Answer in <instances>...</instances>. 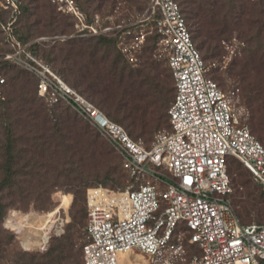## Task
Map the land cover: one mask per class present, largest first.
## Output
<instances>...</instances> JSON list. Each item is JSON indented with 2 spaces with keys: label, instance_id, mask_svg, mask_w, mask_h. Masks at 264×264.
<instances>
[{
  "label": "built area",
  "instance_id": "2783aa9c",
  "mask_svg": "<svg viewBox=\"0 0 264 264\" xmlns=\"http://www.w3.org/2000/svg\"><path fill=\"white\" fill-rule=\"evenodd\" d=\"M48 1L74 20L79 36L124 39L123 25L99 15L89 21L77 0ZM147 3L132 26L144 24L150 30L136 37L135 46L153 33L160 38L175 87L168 111L171 131L149 149L70 87L29 50L31 44L21 46L14 35L21 0H0V9L10 14L2 29L14 48L4 60L37 77L41 98L66 102L100 131L121 155L130 179L125 189L86 191L83 263L126 264L121 255L140 254L147 264H264V224H241L228 172L230 160H236L264 194V146L245 122L246 111L209 77L178 1ZM5 84L0 73V101L5 100ZM57 215L44 222L38 251L65 233L69 219ZM31 244V239L22 243L26 251Z\"/></svg>",
  "mask_w": 264,
  "mask_h": 264
},
{
  "label": "rangeland",
  "instance_id": "374dc122",
  "mask_svg": "<svg viewBox=\"0 0 264 264\" xmlns=\"http://www.w3.org/2000/svg\"><path fill=\"white\" fill-rule=\"evenodd\" d=\"M77 1L89 21L99 15L109 24L123 25L124 39L79 36L74 28V20L59 12L48 0H24L28 13L22 16L17 25L19 32L29 37L31 44H46L42 46V52H74L75 46L76 52H100L97 55V66H93L92 60L87 56L80 60V63L71 61L65 65L60 59L50 66L61 77V70L66 66L74 68L77 72L88 67L90 70L87 82L81 81L78 88L74 87L75 90L84 94L108 115L111 114V119L126 128L129 133L130 129L123 121L129 115L140 117L139 126L147 123L149 128L153 127L155 118L165 116L159 130H153L150 135L146 134L141 138L131 135L144 147L151 148L161 136L171 131L168 111L174 100L175 87L168 67V52L160 38H150L156 35L153 33L147 36L143 45L135 46L136 37L149 29L144 24L132 26L144 14L140 13V8L147 5L146 0ZM181 4L195 43L210 70L209 77L237 108L246 111L245 122L264 145L260 138L261 133L255 131V125L252 123L253 116L256 115L264 124V0H181ZM1 38L0 36V40ZM99 41L103 43L97 45ZM80 44L83 45L80 47ZM7 50L8 47L0 41V54ZM118 60L119 72H114L111 66ZM122 70L126 76L125 80L120 73ZM140 70L155 78L153 89L138 84L129 77L136 76ZM15 72L23 73V80L14 85L8 77L7 100L14 101V106L17 107L16 119L12 123L16 126L15 136L18 138V148L22 155L19 166L38 161L40 166L36 171L41 170L42 174L32 178L30 170L24 169L19 180L23 182V193L15 197H11L7 192L5 194L4 203L9 207L3 222L0 223V264L44 262L42 257L48 254L51 247L57 246L59 241H52L46 251L37 250L42 235L41 228L46 221L45 218H37L52 214L58 208V218L70 217L69 224L74 216L78 219V226L71 232H75L76 262L84 264L82 246L87 225L85 195L86 191L95 185L82 187V196L77 206L73 207L76 196L72 179L77 178L80 183L91 181L93 174L90 156L95 148L105 154L109 153L101 164L102 173L97 177L99 180L105 178V172L115 163L123 175L121 186H128L130 179L122 168L121 155L100 131L66 102L41 98L36 93L35 79L30 73L18 67ZM168 81L173 90L169 97L164 91ZM89 85L95 86L92 92L86 91V86ZM155 87H159L161 92L156 91ZM166 98H170V103L162 110L161 105ZM31 107L36 111L29 112L28 108ZM2 121L0 118V142H5V126ZM139 133L140 131L135 132ZM4 160V151L0 147V169ZM65 163L67 165L64 166ZM71 164H74L72 169L78 172L74 174L75 171H72L71 177H66ZM44 165L48 171L43 168ZM236 165L231 170L235 209L240 216L248 198L257 197L261 204L259 210L253 213L250 225L264 223V220L260 219V216L263 218L264 215V198H260L259 187L240 164ZM1 179L0 170V181ZM109 184L113 186L111 182ZM111 186L107 188L112 189ZM16 190L15 187L13 191ZM40 198H49L50 201L39 208ZM26 201L30 203L26 205ZM23 217H28L27 220L37 224L22 222ZM10 221L12 223H9ZM65 235L69 236L67 230ZM30 239L32 244L29 246H32V249L26 251L22 243L26 244ZM122 260L127 263L146 262L139 254L135 257L124 255Z\"/></svg>",
  "mask_w": 264,
  "mask_h": 264
},
{
  "label": "trees",
  "instance_id": "16d2710c",
  "mask_svg": "<svg viewBox=\"0 0 264 264\" xmlns=\"http://www.w3.org/2000/svg\"><path fill=\"white\" fill-rule=\"evenodd\" d=\"M177 1H178L179 5H180L181 11H182V13H183V15H184V17L186 19L187 26H188V28L190 30L191 35H192V39H193V41L195 43L193 34H192L191 29L189 27V23H188L186 14H185V12H184V10L182 8L181 0H177ZM21 3H22V5H21L22 14L19 16L16 24L14 25V35L16 37V41L21 46H26V45L31 44L32 41L30 40L29 37L22 35L19 32V28L17 27V25L19 24V21L22 18V16L24 14L28 13V9L24 5V0H21ZM146 3H147V0H146ZM146 6H144L143 8H140V13L141 14L143 12H145V10L147 8ZM9 19H10V14L7 13V12L2 11L0 9V36L2 37L0 41L2 43H4V45H6L8 47L7 51H5L2 54H0V73L3 75V77L6 80V84L4 85V88H3L4 95H5V100L4 101H0V106H1L0 107V118H2V120H3L2 122H3V125L5 126L4 133L6 135L5 142H0V147L4 151V156H5V160H4L3 164L1 165V169H0L1 173H2V179L0 181V223L3 222L5 214L7 213V209L9 207V206H7L4 203L5 194L8 193V195H10L11 197H15V196H17V194H22L23 193V190H24L23 182H21L19 180H20V178L22 177V175L24 173V169H29L30 170V174H31L32 178L37 176V175H39V173L42 174L41 170H40V172L38 170L36 171V168L38 166H40L38 161L33 162L32 164H29L27 166H23V167L19 166V161L22 159V155H21V151H19V148H18V145H19L18 144V138L15 136L16 126H15L14 123H12L16 119L17 107L14 106L15 105L14 101L7 100V98H8L7 88H8V83H9L8 82V77H10L11 82H13V84L16 85V83L18 84V83L22 82L21 80H23V73L15 72L16 68L17 67L20 68V67L15 65V64H13V63H11V62H8V61L4 60V57H5L6 54L14 52V48L12 47L11 43L8 42L7 36L5 35V33H4L3 29H2V25L7 24ZM56 22H58V20ZM150 38H152L154 40H157L159 37L155 35V36H151ZM101 43H103V42L99 41L97 43V45H99ZM44 45H46V44H44V43H33V44L30 45L29 50L33 54H35L37 57L41 58L43 61H45L49 65L52 64V63H56V62L60 61V59L63 60L62 62L65 65H67V63L71 62V61L74 62V63H78V62L80 63V60H83V58H85L86 56L92 60L91 64L93 66H97L98 65L99 61L97 59V57H98L97 55L100 52H76V50H75L76 46L74 48V52H42V46H44ZM82 45L83 44H80V47ZM195 45L198 48L196 43H195ZM198 50L200 51L199 48H198ZM202 57H203V55H202ZM203 59H204V57H203ZM204 61H205V59H204ZM119 65H120V60L114 62L112 64V66H111L112 71L119 72ZM151 68L153 69L154 67L151 66ZM155 69L156 68H154V70ZM89 70L90 69H88V67H87L86 70L82 68L80 70V72H77L74 68L66 66L64 69L61 70V74L63 76L62 77L63 80L70 87L75 89V88H78L80 86L81 81L83 83L87 82ZM120 73L122 75V78L125 80L126 76L124 75L123 70ZM31 75L35 79L36 93L38 94V79H37V77L35 75H33V74H31ZM171 75H172V73H171ZM129 77L131 79H133L134 82L137 81L138 84L140 83L143 86H149L151 89H153V83H154L153 81L155 80V78H152L151 74L146 73L144 70H140L136 74V76L135 75H130ZM68 82L71 83L73 86H71ZM94 87L95 86H93V85L92 86H90V85L86 86V89H87L86 91L87 92L88 91L92 92L94 90ZM155 90L158 91V92H161V91H159V87H157V88L155 87ZM162 90H163V88H162ZM164 91L166 92V94H167L166 96H168V97L173 92V90L170 87V82L169 81L167 82V84H165ZM80 94L83 95L86 99H88L84 94H82V93H80ZM173 102H174V100L172 101V104H173ZM169 103H170V98H166V100L164 101V104L161 105L162 110L166 109L167 106L169 105ZM100 110H102V109H100ZM28 111L29 112L31 111L33 113L36 110H35L34 107H31L30 109L28 108ZM103 112L111 119V117L109 116L111 114L108 115L105 111H103ZM164 118H165V116H163V115L155 118L153 127H151V128H149L150 126L147 123L144 124V125L142 124V126L140 127L139 123H141V118L140 117H134L133 114L125 117L123 121L127 124V128L130 129V133H129L127 131V129L125 128L130 136L131 135H135L137 138H141V137L145 136L146 134L150 135V133H152L153 130H159L161 128L162 124H163ZM168 120H169V116H168ZM252 123L255 125V131L258 132V133H261V137L260 138H261L262 141H264V135H263L264 124H263V120H260L255 115V116H253ZM169 124H170V121H169ZM170 129H171V125H170ZM136 131H140V133L139 134H135ZM251 132H252V130H251ZM252 134H253V132H252ZM108 155H109V153L105 154L104 151L103 152L99 151L96 148L93 149L92 154L90 156L91 157V163H92L91 164L92 165L91 166V169H92L91 173L93 174V175H91V181H88V182L87 181H82L80 183L79 179H77V178L72 179V182H73V185H74L75 196H76V199H75V202L73 204V207L77 206V204H78V202H79V200H80V198L82 196V189H83L82 187H86V186H89V185H95L94 187H99V186L110 187L111 185L109 184V182H111L113 184V186H111L112 189H125L126 188V187H122L121 186V181L123 179V175L121 174V172H119V167L117 166V163H115L114 166L110 167L105 172V178H103V180L102 179L101 180L98 179L99 176L102 173L101 164L103 163V161H105L106 156H108ZM67 163H65L64 166L67 165ZM236 163L240 164L239 162H237L234 159H231L230 162H229L228 172H229L230 177H231L232 167L234 165H236ZM46 167H47L46 165L43 166V168L46 171H48ZM73 167H74V164H71V168H69L70 172H68L66 177H71V175L73 173L72 171H75L74 174H76L78 172L75 169H72ZM236 168L240 170V168H238V165H236ZM231 181H232V179H231ZM95 183H98V184H95ZM232 186H233V183H232ZM15 187L17 188V190L13 191ZM259 190H260V188H259ZM260 193H261L260 198L261 197L264 198V194L262 193L261 190H260ZM49 201H50L49 198H46V199L40 198L38 200V207L40 208V207L45 206L47 203H49ZM25 203L27 205V203H30V202L26 201ZM260 204H261V202L259 201V198H257V197L253 198L251 196L248 198L247 202H245V205L243 207V213L240 216L237 213L241 224L250 225L251 217H252L253 213H255L257 210H259V205ZM70 206H71V204H70ZM41 209H43V208H41ZM85 210H86V207H85ZM260 219L264 220V215H263V218H262V216H260ZM70 221L71 220H70V217H69V223H70ZM78 224H79L78 223V219L76 218V216H74L73 219H72L71 224H69L68 227L66 225L65 233L62 236L55 237V238H53L51 240L50 246H51L52 241H54L56 239H58L59 243H58L57 246L51 247V249L48 252V254L42 257L43 259H45V261L40 263V264H66V263L67 264H79L78 261L76 262V256H75V243H74L75 232H71L72 230L76 229ZM259 224H264V223H259ZM66 230L68 231L69 236L65 235L66 234ZM20 264H27V263H25L24 261H21ZM30 264H34V263H30Z\"/></svg>",
  "mask_w": 264,
  "mask_h": 264
},
{
  "label": "bare ground",
  "instance_id": "6f19581e",
  "mask_svg": "<svg viewBox=\"0 0 264 264\" xmlns=\"http://www.w3.org/2000/svg\"><path fill=\"white\" fill-rule=\"evenodd\" d=\"M60 212V208H58V209H56V211L53 213V214H50L48 217H44L46 220L48 219V218H52L54 215H56V214H58ZM35 216V215H34ZM41 217V216H40ZM27 218L28 217H23V219H22V222H29V223H31V224H33V223H35V222H33L32 220H27ZM35 218V217H34ZM44 218H37L38 220H40V219H44ZM9 223H12L11 221L9 222ZM39 223V222H38ZM35 224H37V223H35ZM35 227V226H34ZM136 255V254H135ZM135 255H130V254H128V255H126V256H132V257H135ZM140 255V254H139ZM124 255H121L120 256V259L122 260V257H123ZM140 258H142V259H144V257H142L141 255H140ZM145 260V259H144ZM123 262H125L124 260H122ZM126 264H147L146 262H143V261H141V263H140V261H135L134 263H133V261H132V263H127V262H125Z\"/></svg>",
  "mask_w": 264,
  "mask_h": 264
}]
</instances>
